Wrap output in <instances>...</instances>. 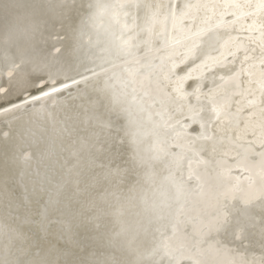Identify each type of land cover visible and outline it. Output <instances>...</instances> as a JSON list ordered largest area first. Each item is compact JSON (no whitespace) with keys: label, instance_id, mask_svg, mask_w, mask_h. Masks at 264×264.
<instances>
[{"label":"snow or ice","instance_id":"1","mask_svg":"<svg viewBox=\"0 0 264 264\" xmlns=\"http://www.w3.org/2000/svg\"><path fill=\"white\" fill-rule=\"evenodd\" d=\"M0 264H264V0H0Z\"/></svg>","mask_w":264,"mask_h":264}]
</instances>
